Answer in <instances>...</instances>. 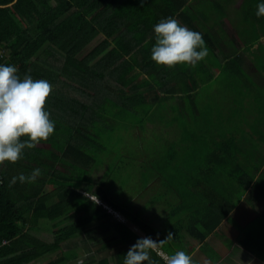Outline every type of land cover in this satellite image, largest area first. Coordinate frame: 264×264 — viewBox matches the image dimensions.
Segmentation results:
<instances>
[{
  "label": "trees",
  "instance_id": "1",
  "mask_svg": "<svg viewBox=\"0 0 264 264\" xmlns=\"http://www.w3.org/2000/svg\"><path fill=\"white\" fill-rule=\"evenodd\" d=\"M187 1L145 0L142 5L140 0H0V48L6 51L0 64L16 66L21 78L30 74L54 86L45 110L55 122L47 141L25 149L15 164L0 165V258L8 257L0 264H26L58 252L67 239L80 233L102 209L83 192L101 197L108 206L130 216L121 204L108 200L105 193L100 195L107 182L94 183L83 168L104 160L108 163L116 156L111 152L115 147L127 151L129 146L123 143L132 140V131L144 132L148 123L163 125L169 113L164 104L174 83L185 81L192 91L197 82H205L202 76L209 83L206 67L216 57L215 50L210 32L201 27ZM168 17L202 34L209 55L194 66L202 73H190L188 64L168 68L151 59L154 26ZM98 36L101 41L79 56ZM202 113L206 120L205 109ZM170 114L179 118L178 111ZM191 115L193 122L195 115ZM176 131L181 132L179 125ZM235 131L226 132L229 140L204 144L207 148L201 149L198 173L188 180L211 202L209 210L220 221L235 208L233 188L228 191L227 183L234 182L239 193L246 192L256 179L254 172L264 166V158L255 157L263 153V137L252 135V142L241 144L233 138L239 129ZM182 133L205 139L215 134L209 125L193 123ZM248 146L253 156L239 158L237 154ZM231 148L238 150L235 158H227L230 153L225 152ZM57 164L70 170H58ZM124 166L118 156V162L108 166L107 180H125ZM226 167H233V172L223 173ZM36 168L41 175L35 182L17 181L10 186L12 177L28 175ZM89 211L90 216L73 219Z\"/></svg>",
  "mask_w": 264,
  "mask_h": 264
},
{
  "label": "crops",
  "instance_id": "2",
  "mask_svg": "<svg viewBox=\"0 0 264 264\" xmlns=\"http://www.w3.org/2000/svg\"><path fill=\"white\" fill-rule=\"evenodd\" d=\"M261 2L264 0L187 1L191 11L198 15L201 27L210 32L215 50L216 57L211 59V66L206 67L209 83L202 76L205 82H197L193 91L181 80L170 87L167 95L170 99L164 104L169 113L163 125L148 123L145 129L149 125L153 130L147 135H144L145 130L132 137L137 145L128 158L135 162L134 172L126 181L109 182L106 177L108 166L118 162V155L110 159L109 164L104 160L96 166L83 168L86 177L94 183L107 182L100 195L105 193L108 200L121 204L130 216L108 206L101 197L81 192L86 198H92L101 211L80 233L67 239L58 252L26 264H48L51 261L57 264H99L105 260L124 264V256L138 239L151 237L161 241L168 232H172L174 238L151 253L153 264H166L167 257L176 251L193 254L195 264H264V166L260 172H254L256 179L246 192L239 193L233 181L231 185L227 183L228 191L233 188L231 196L235 208L221 221L209 210L211 202L203 198L194 184L188 183L189 178L198 173L203 156L201 149L207 148L204 144H219L220 138L229 140L230 134L226 132L231 128L234 132L239 129L237 134H232L237 143H248L250 136L259 134L264 142V16L256 15L257 5ZM203 4L209 7L204 8ZM0 50L6 54L4 49ZM188 66L190 73H202ZM204 109L208 116L206 120L202 118ZM172 110L179 112L178 119L170 114ZM191 114L195 115L193 122ZM204 122L209 123L215 133L206 138L208 141L200 135L184 137V127L191 126V123L204 125ZM178 125L180 133L176 131ZM252 128L257 130L252 131ZM152 134L169 144L156 170L150 167V163L157 156L149 157L146 154L150 153L148 149L141 146ZM189 148L194 151L185 158L184 151L190 153ZM262 150L263 153L258 152L255 157L264 158V146ZM228 152L227 158H235L238 150L231 148L225 153ZM240 153L237 154L239 158H251L254 152L250 146ZM95 169L97 173L101 171L97 179L92 176ZM58 170L68 172L70 167L62 165ZM233 170V167H226L223 173L229 175ZM169 175L180 178L177 183H169L166 182ZM86 215L90 216L91 212H82L73 219ZM6 259L8 257H1L0 262Z\"/></svg>",
  "mask_w": 264,
  "mask_h": 264
},
{
  "label": "clouds",
  "instance_id": "3",
  "mask_svg": "<svg viewBox=\"0 0 264 264\" xmlns=\"http://www.w3.org/2000/svg\"><path fill=\"white\" fill-rule=\"evenodd\" d=\"M140 3L143 5L145 0ZM257 9L256 15L264 16V2L259 3ZM153 30L155 44L151 59L158 65L172 68L188 64L194 67L209 55L202 34L173 17L162 19ZM53 89L47 80H34L30 74L21 78L16 66L0 64V165L6 161L15 164L23 158L25 149L35 148L54 133L55 122L45 110ZM40 175L39 168L28 175L21 173L12 177L10 186L17 181L33 183ZM173 238L174 234L168 232L161 241L151 237L138 239L124 256V264H153L151 253ZM166 264H195V261L193 254L176 251L167 257Z\"/></svg>",
  "mask_w": 264,
  "mask_h": 264
},
{
  "label": "rangeland",
  "instance_id": "4",
  "mask_svg": "<svg viewBox=\"0 0 264 264\" xmlns=\"http://www.w3.org/2000/svg\"><path fill=\"white\" fill-rule=\"evenodd\" d=\"M203 6H204V8H208L209 7V5H204L203 4ZM101 39H102V37L101 36H98L92 43H90L86 48H85V50L83 51V53H81L79 56H81L82 54H85L86 52H88L89 50H91L93 47H95L97 44H98V42H100L101 41ZM204 124H206L205 125V127H208V125H210L209 123H206V122H204ZM212 125H213V123H211ZM203 125V124H202ZM163 129V128H162ZM146 131V133H144V135H147L148 134V132L150 131V130H153V127H150L149 125L146 127V129H145ZM157 131V130H156ZM160 132H163V131H160ZM141 131H139V129H136V130H134V131H132V137H134V136H139V135H141ZM121 135H122V137L124 136V134H120V137H121ZM157 135V134H156ZM118 136V135H117ZM184 137L187 139V136L186 135H184ZM123 138H125V137H123ZM165 138V137H164ZM123 144H125L126 146H129V149L127 150V151H125V150H123V152H119V148H116L115 147V150H113V151H111L112 152V156H114V155H118L120 158H122V163L124 162V164L126 165V166H124L125 167V169L122 167V172H121V174H124V176H123V178L125 177V181L130 177V173L131 172H134V161L131 159V160H129V158H128V154H129V152H131L132 151V153H133V151H134V147H135V144H136V139H133L132 138V140L131 141H129V140H127V141H125ZM137 145V144H136ZM141 146L142 147H145L146 149H148V151L150 152V153H146L149 157L150 156H152V157H154V156H157V157H155V158H153V160L151 161V163H150V167L151 168H157L158 166H160L161 165V163H162V160H163V157H164V154H166L167 153V151H168V147H169V144L168 143H165L164 142V140H162V139H160V137L159 136H154V134H152V136H150V137H147L146 138V140H144L142 143H141ZM189 146V145H188ZM131 147V148H130ZM249 147V146H248ZM247 147V148H248ZM166 148V149H165ZM188 151L190 152V153H188L187 151H184V156H185V158L187 157V156H190L191 154H192V152L194 151V149L193 148H189L188 149ZM165 152V153H164ZM164 153V154H163ZM101 154H103V153H101ZM109 154V153H108ZM108 154H106V155H108ZM163 154V155H162ZM183 156V155H182ZM183 156V157H184ZM192 161L194 162V163H196L197 162V160H193L192 159ZM149 162V160L147 161V163ZM108 164H109V162H108ZM104 166H106V164L104 165ZM104 166H102V167H104ZM56 168L57 169H62V165L60 166L59 164H57L56 165ZM127 168H128V171H127ZM132 170V171H131ZM156 170V169H155ZM102 171H104V170H102ZM117 172V171H116ZM124 172V173H123ZM125 173H127V175H125ZM101 175V171L100 172H98L97 173V170L95 169L94 170V175L92 174V176L95 178V179H97L99 176ZM133 177V175H131V178ZM180 178V176H174V175H169V176H167V179H166V182H169V183H177L178 182V179ZM259 185V187H261V188H263V185L262 184H258ZM108 211H110V210H108ZM46 225L47 224V222L45 221V222H43V225Z\"/></svg>",
  "mask_w": 264,
  "mask_h": 264
},
{
  "label": "built area",
  "instance_id": "5",
  "mask_svg": "<svg viewBox=\"0 0 264 264\" xmlns=\"http://www.w3.org/2000/svg\"><path fill=\"white\" fill-rule=\"evenodd\" d=\"M4 56V52L2 50H0V60L2 59V57ZM109 210V209H107Z\"/></svg>",
  "mask_w": 264,
  "mask_h": 264
}]
</instances>
